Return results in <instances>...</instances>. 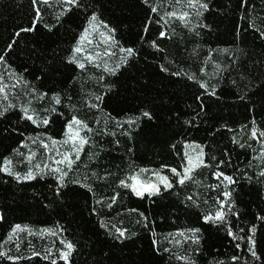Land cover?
Instances as JSON below:
<instances>
[{
	"label": "trees",
	"instance_id": "obj_1",
	"mask_svg": "<svg viewBox=\"0 0 264 264\" xmlns=\"http://www.w3.org/2000/svg\"><path fill=\"white\" fill-rule=\"evenodd\" d=\"M0 89V264H264V0H0Z\"/></svg>",
	"mask_w": 264,
	"mask_h": 264
},
{
	"label": "snow or ice",
	"instance_id": "obj_2",
	"mask_svg": "<svg viewBox=\"0 0 264 264\" xmlns=\"http://www.w3.org/2000/svg\"><path fill=\"white\" fill-rule=\"evenodd\" d=\"M68 2H69V3H75L76 0H68ZM202 6H203V7H206V5H202ZM153 10L155 11V9H153ZM171 15H175V13H172ZM186 15H187V13L184 14V16H186ZM180 18L183 19L184 17L182 16V17H180ZM92 19L95 20L96 17H93ZM27 30H30V29H27ZM86 35H87V33L85 34V36H82V37H81V40H84V39L86 38ZM81 51H82V49H81L80 47H77V48H76V52H77V53H80ZM126 51H127V53H128L129 55L132 54V49H127ZM89 59H91V58H89ZM79 66H80L81 68H83V67H84V64L81 63ZM2 90H3V89H0V91H2ZM57 102H59V101H57ZM145 115H148V114L145 113ZM28 119H32V117L29 116ZM44 123L46 124L47 121L45 120ZM80 123H81L80 121H78V120H74V121L72 122V124H69V126H68V133H67V135H68V140H65V141H64V143H68L69 140H71V141H73V142H76V141H77V138H79V145H80V148L75 149V151H76V158H77V159H79V151H80V149H82V146L87 142L86 139H84V138H82V137H79V130L73 131V124H75V125H79ZM85 127H86V126H85ZM253 135H255V133H253ZM53 143H55V142H53ZM45 147H47V145H45ZM202 154H203V153H202V151H201V155H202ZM197 160H198L199 163H203L202 160H199V157H197ZM65 161L68 163V166H69V167H70L71 164L73 163V161H72V160L70 159V157L67 156V155L64 156L63 160L56 161V163H64ZM188 164L190 165V167L186 168V170H185V175H184V179L189 178V177L187 176V173L190 172V171H192V168H193V167L198 166V164H194V163H193V158H191V157L188 158ZM57 171H60V169H57ZM141 171L143 172L144 170H141ZM172 172H173L175 175H180V173H177L175 169H172ZM65 174H66V173H65ZM156 175L159 176L158 173H157ZM26 178H31V174H29V176L26 177ZM130 179L133 181V184H132V185H125V186H130V187H132V188H133V191L136 192L137 195H143V194H144V191H150L151 193H155V192L158 191V187H157L156 184H153V183H147L146 185H144V184H140V182H139L137 176L130 177ZM159 179H160L161 183H164V184H165L166 187H170V186H171V185L168 183V181H167V177H159ZM225 179L231 180L230 177H225ZM180 182L183 183V179H181ZM121 183L124 184V181H122ZM138 184L140 185L139 187H137ZM113 199H114V198H113ZM206 219H212V217H207ZM215 219H223V213H222V212H217V213H216V217H215ZM17 230H22L21 227H20L19 225L16 226V228L14 229V232L17 231ZM118 231H119V230H118ZM123 234H124V233L121 231V232H120V235L123 236ZM66 247L68 248L69 251H68V252H65V253L63 254V258H64L65 260L67 259L68 255L70 254L71 249H72L73 246H72V244L69 243V244L66 245Z\"/></svg>",
	"mask_w": 264,
	"mask_h": 264
},
{
	"label": "rangeland",
	"instance_id": "obj_3",
	"mask_svg": "<svg viewBox=\"0 0 264 264\" xmlns=\"http://www.w3.org/2000/svg\"><path fill=\"white\" fill-rule=\"evenodd\" d=\"M85 34L83 36H85ZM101 41H103V40L101 39ZM91 43H93L92 45H96V47H99V42H98V44H96L95 42H93V40H92V33L88 32L87 35H86V38L84 40H81L80 41V45H83V46L86 45V47H87V46L91 45ZM93 49H95L97 52H99L98 48H93ZM50 149H51V151H53V155L52 156L58 154L59 151H60L59 148H50ZM201 151H202V148L200 146H189L187 148V153H186V157H185V164L183 165L182 170L180 172V176L182 178H184L186 168L190 167V165L188 164V158L189 157L193 158V163L194 164H200L198 162V160H197V157H199V160H202L203 154L201 155ZM190 172L187 173V176H189ZM157 173L159 174V176L156 175ZM133 176H137L138 177V180H139L140 184H144V185H146L147 183L156 184L157 187H158V191L160 190V188L166 187L165 184L164 183H161V181L159 179V177H166L161 172H150L146 176H143V174H141V173H137V174H135ZM167 181H168V179H167ZM168 183H169V181H168ZM132 184H133V181L131 180V185ZM139 186L140 185L138 184L137 187H139ZM132 190H133V188H132ZM144 193L153 194L150 191H144Z\"/></svg>",
	"mask_w": 264,
	"mask_h": 264
}]
</instances>
